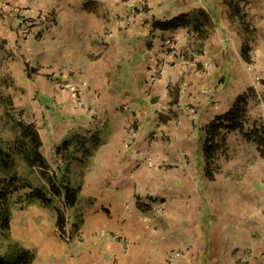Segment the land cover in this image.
Listing matches in <instances>:
<instances>
[{"label": "crops", "instance_id": "crops-1", "mask_svg": "<svg viewBox=\"0 0 264 264\" xmlns=\"http://www.w3.org/2000/svg\"><path fill=\"white\" fill-rule=\"evenodd\" d=\"M21 10L37 17L29 31ZM25 75L23 117L43 155L86 176L63 231L39 202L13 209L11 239L35 251L30 264H264V157L233 131L212 180L204 152L241 95L264 125V0H0V100ZM84 136L92 152L57 151Z\"/></svg>", "mask_w": 264, "mask_h": 264}, {"label": "trees", "instance_id": "trees-1", "mask_svg": "<svg viewBox=\"0 0 264 264\" xmlns=\"http://www.w3.org/2000/svg\"><path fill=\"white\" fill-rule=\"evenodd\" d=\"M185 16L174 18L167 22L165 27H178L185 25ZM246 49V48H245ZM248 95L238 97L234 105L227 112L216 116L208 129V136L204 143V152L207 159V176L214 177V167L212 166L218 159L226 154L228 149V136L233 131H238L250 142H254L260 154L264 157V125L256 120L250 123L248 116ZM23 127V137L19 140L17 150L24 154L31 165H39L43 168V174L49 182V189L46 190L40 186L18 183L21 178L13 175L9 178L0 180V224L3 232L11 229L12 210L15 205L25 206L37 200L45 206H51L57 197H62L66 207H72L76 204L79 195V188L72 185L67 174L70 171V164H67V174L57 175L48 171L49 163L41 151L43 144L41 134L35 123L20 121ZM77 139V138H76ZM75 139V140H76ZM74 139L66 140L57 147V151H69L73 146ZM81 144L82 139L78 138ZM83 145V143H82ZM87 153V152H86ZM11 154L0 148V160L8 167L10 165ZM26 189L18 198L14 199V192ZM58 213L57 224L60 230H64L67 220L63 208L56 207ZM9 235V234H8ZM35 251L27 248L23 243L17 240L9 242L4 252L0 250V264H30L35 259Z\"/></svg>", "mask_w": 264, "mask_h": 264}, {"label": "rangeland", "instance_id": "rangeland-1", "mask_svg": "<svg viewBox=\"0 0 264 264\" xmlns=\"http://www.w3.org/2000/svg\"><path fill=\"white\" fill-rule=\"evenodd\" d=\"M68 63H71V61H68ZM77 63V62H74ZM73 64V62H72ZM71 69H73L71 67ZM31 77V76H30ZM29 76L25 75L24 79L19 80H13L11 78L5 80L3 84V94L1 96L0 104H1V118H0V148H3L6 152H9L11 154L10 157V165L6 167L2 161L0 160V180L2 178H9L13 175H18L21 178V181L18 183L19 185L22 184H30L34 186H40L44 189L48 190L49 188V182L46 178V176L43 174L44 170L39 165H31L28 160L25 158L24 154L21 153L19 150H17V147L19 146V140L21 137H23V127L21 126L20 121H26L24 119V112L27 108H29L30 101L27 100L28 92V85L27 82L32 81ZM32 86L34 88V84L32 82ZM31 96L34 99V93H31ZM26 99V100H25ZM22 105H26L27 108H23ZM85 107V106H84ZM29 113V111H28ZM27 122V121H26ZM36 127L39 130V127L36 125ZM40 132V131H39ZM81 138V137H80ZM84 139V140H83ZM82 139L81 143H83L82 147L84 149V152L90 153L92 152L91 148L92 145H90L92 142L88 143V138ZM76 143L70 148V150L78 149L79 142L78 140L75 141ZM78 143V144H77ZM63 144V143H62ZM47 147H43V144L41 146V151L46 153ZM71 152V151H70ZM227 154V153H226ZM225 155V154H224ZM223 155V156H224ZM81 156V155H79ZM46 158V157H45ZM221 158V157H220ZM78 161H85L82 157H78ZM83 159V160H82ZM86 159V158H85ZM47 160V158H46ZM219 160V159H218ZM48 161V160H47ZM49 163V162H48ZM217 163V162H216ZM67 164H70V162H64L63 164L56 165L55 162L53 164L49 163L48 171L53 175H57L58 178L62 176V174H67ZM71 167V164H70ZM221 167L219 163L214 167V177L210 178L212 180H215L217 178V173H220ZM70 172V171H69ZM215 172H217L215 174ZM232 172H229L231 174ZM240 180L243 178V173H234ZM69 177L71 183L73 186L79 188V193H81V189L84 185V180L86 178L85 174L82 172H79L77 175L74 174L71 176V174H67ZM2 186V185H0ZM26 189L20 190L19 192H14V199L18 198L19 194H22ZM218 190V192H217ZM223 191L220 189H216L215 194V203L221 207L225 206L223 196ZM243 193V192H242ZM230 198V197H229ZM242 198H246V194H242ZM35 202H39L37 200L31 202L32 204ZM30 203V204H31ZM40 203V202H39ZM41 204V203H40ZM43 207L49 208L50 210L53 209L56 211V207H61L65 211L66 218H67V207L64 204V200L62 197H57L54 200V203L51 206H45L41 204ZM29 204L25 206H17L19 209H24ZM70 208V207H68ZM67 220V219H66ZM12 224H13V210H12V220H11V229L8 232H3L2 228L0 227V250L1 247L5 250L11 241V230H12ZM1 226V224H0ZM9 234V235H8Z\"/></svg>", "mask_w": 264, "mask_h": 264}, {"label": "built area", "instance_id": "built-area-1", "mask_svg": "<svg viewBox=\"0 0 264 264\" xmlns=\"http://www.w3.org/2000/svg\"><path fill=\"white\" fill-rule=\"evenodd\" d=\"M37 20V17H34V16H30V15H27L24 11H19V22L21 25L23 26H26V29L29 31L31 30V28L34 26L35 24V21ZM169 44H170V41H168L165 45H164V54H166L168 52V49H169ZM164 65H165V59H161L157 64H155L154 66L151 67V79L153 81L157 80L160 78L161 76V73L163 71V68H164ZM260 78L257 80V83L260 84ZM70 84L68 83H61V87H69ZM72 92L74 94V98H75V103L77 106H82L84 107L85 106V102L83 100V88L79 85H74L72 86ZM132 132L133 134L135 133V129L134 127L132 128ZM154 137L157 135L156 133L153 134ZM153 137V136H152ZM140 159L144 162H147V163H151L152 162V158L151 156H149L147 153L145 152H141V157ZM144 208V206H143ZM180 253L179 252H175L174 256H179Z\"/></svg>", "mask_w": 264, "mask_h": 264}]
</instances>
